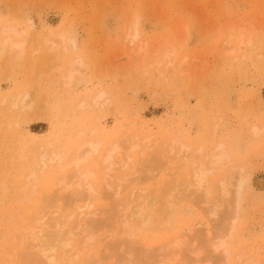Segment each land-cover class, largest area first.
Returning a JSON list of instances; mask_svg holds the SVG:
<instances>
[{
  "label": "rangeland",
  "instance_id": "rangeland-1",
  "mask_svg": "<svg viewBox=\"0 0 264 264\" xmlns=\"http://www.w3.org/2000/svg\"><path fill=\"white\" fill-rule=\"evenodd\" d=\"M1 23L13 26L16 32L22 31V37L26 39L20 58L14 60V50L0 52V247L3 246L0 248V258L3 262L8 257L6 252L10 253L12 247L10 237L16 231L11 228L13 221L28 219L36 210L41 214L55 211L59 217L70 214V208L61 209L65 207L62 201L58 202L59 209L58 204L52 208L44 207L45 195L63 196L62 189L55 181V171L51 176L45 179L41 177L37 181L28 182L24 178L33 144L36 147L35 143H44L51 136L69 141L80 139L83 136L76 134L78 131L86 129L89 134L92 127L98 125L105 127L103 131L110 135L111 141L119 138L126 144L130 136L141 137L142 148L129 152L128 169H116L117 173L114 172L115 175L126 176L127 180L121 182L120 193L111 200L105 199L104 195L112 189H106L103 174L99 173L95 186L100 188L99 196L102 198H94L92 208L99 212L96 210L98 214L92 218L104 221L106 227L94 234L95 239L88 243L91 255L85 247L86 253L83 249L78 251L77 260L70 263L65 260L66 264H86L85 260L87 264H112L116 259V264H139L142 258L140 264H148L150 261L145 260L149 259L150 253L159 255L157 259H161L162 263L181 264L179 258L182 252L185 258L195 257L191 249L195 244L196 250L197 241L190 242V245L181 243V249L180 245L175 246L177 251L171 256L174 246H164L165 241L170 238L168 242H172L171 237L180 232L187 233L188 229L202 227L205 221H211L213 228L217 226L216 231L211 230L213 233L229 223L237 224L236 234L233 231L236 235L233 238L237 242L232 246L227 262L220 255L216 259H210L211 256L195 264H230L229 261L235 264L240 260L242 264H264V0H0ZM136 27L138 35L130 41ZM59 33L64 34L62 39ZM42 39L49 40L45 44ZM40 43L43 44L41 47ZM165 49H168L169 57L165 56ZM78 58L82 64L74 62ZM166 59L173 60L172 64L169 61L166 64ZM61 71L62 74L72 73L70 86L62 83ZM101 91L108 93L106 99L109 98L103 106L92 109L77 107L78 99ZM21 99L28 101L25 103L28 107L24 108L30 111L19 109ZM12 102L16 103L15 107H9ZM249 125H255L259 132L263 130L262 133L258 132L257 136L250 133L252 131L247 130L250 129ZM172 137L180 140L175 145L178 149L174 147L170 150L168 143ZM162 142L165 143L164 150ZM180 142L189 145L190 149L180 152ZM215 142L224 144L226 150H230L231 164L228 162L221 171L212 170L209 176L207 174L210 189L207 188L209 193L205 198L201 190L196 192L194 186L186 187L185 181H181L190 178L194 164V168L198 169L207 160L205 158L216 149ZM198 147L200 152L196 155ZM150 149L153 153H150ZM176 149L178 154L174 155ZM169 150L174 154L171 155ZM123 151L124 147L120 146L116 154ZM163 151L169 154L165 155ZM198 155L200 157L196 158ZM18 165L20 172L16 170ZM241 166H244L243 169ZM237 168L239 171H236ZM70 172L67 169L59 176ZM237 172H241V175ZM110 176H114L112 172ZM213 177H216V181ZM225 177L227 193L218 189L219 184H224L218 181L221 180L219 178L223 180ZM107 181L116 182V179ZM21 182L26 183V194L31 189L32 194L35 193L31 194L28 202L21 200L24 193L18 191ZM32 182H35V188ZM232 183L235 186L240 184V189L237 186L238 192ZM172 186L176 187V191ZM177 186H180L179 191ZM148 191L158 197L167 198L171 192L175 197L182 196L178 203L182 204L180 210L185 208L182 214L184 219L172 223L178 226L168 230L169 234L166 232L164 243L152 240L146 244L148 246L142 248L145 255H138V259L141 256L138 260L136 251L132 257L129 245L134 239L131 240L126 234V238L122 237L124 229L120 217L116 218L118 213H114V216L112 213L120 207L119 204L130 199L132 192L139 194ZM193 192L200 201L192 196ZM65 196L73 198L74 191L67 192ZM195 198L197 201H194ZM77 200L82 202L79 198ZM77 200L73 203H77ZM19 207L21 210L22 207L27 209L20 211ZM234 209L236 211L232 213ZM228 211H232L230 214L236 217H231ZM118 230L122 233L118 234ZM78 238L72 237L73 242ZM120 238H124L122 242L125 248L128 246V250L124 249ZM73 242L69 248H76ZM136 243H133L132 249L140 247V243ZM184 246L190 253L183 250ZM87 253L90 256L87 257ZM124 254H129L130 259L122 258ZM202 254L199 257L206 255ZM251 257L253 260L249 259ZM185 258L182 257L181 261Z\"/></svg>",
  "mask_w": 264,
  "mask_h": 264
},
{
  "label": "bare ground",
  "instance_id": "bare-ground-1",
  "mask_svg": "<svg viewBox=\"0 0 264 264\" xmlns=\"http://www.w3.org/2000/svg\"><path fill=\"white\" fill-rule=\"evenodd\" d=\"M62 32H64V31H62ZM21 33H23V32L20 30H19V32L18 31L16 32V29L13 26L1 23L0 24V52L4 51V50H6V51L14 50L16 52V54L14 55V53H15L14 52L13 56H12L15 58L14 60H16L17 58H20L22 53H23V50L25 47V42H26V39H23V37H22L23 34H21ZM63 35H64L63 33H59V37L61 39L64 37ZM137 35H138V28L136 27V28H134V32L131 35L130 41L133 40ZM186 35H187V33H186ZM241 35H242V33H241ZM48 40L49 39H47V41ZM248 40H249V38H248ZM248 40H247V42H248ZM41 41H43V42H45V44H47L46 40L42 39ZM42 43H40L41 44L40 47L44 44V43L43 44ZM51 44H49V45H51V47L53 48V42H51ZM55 45L56 44L54 43V46ZM38 49H39V47H38ZM66 49L68 50V48H66ZM64 50H65V48H64ZM165 50H166L165 52L167 53L168 49H165ZM232 51H233V49H232ZM232 51H230V52H232ZM227 54H229V53H227ZM230 54H232V53H230ZM238 55H240V53ZM165 56L169 57L168 53L165 54ZM164 58H166V57H164ZM232 59L234 60V58H232ZM166 60H167L166 64H168L169 62L171 63V61H173V60L169 61L168 59H166ZM74 62L82 64V60H80V58H78ZM172 67L173 66H171V69H172ZM62 72L63 71L60 72V74H61L60 78H61L62 83H67L70 86V82L72 84L71 80L73 78L72 73L62 74ZM64 72H65V70H64ZM143 72L145 73L144 70H143ZM146 73H147V71H146ZM55 82H56V80H55ZM59 83L61 84V82H59ZM56 85H57V82H56ZM100 90H102V89H100ZM106 94L108 95V93L101 91V92H98L96 95H93L91 97L88 96V98L86 97L87 99L83 96L85 99H78L79 102L77 104V107L78 108L92 109V108L97 107L99 105L103 106V104L105 102L107 103V100H109V98L106 99V97H107ZM27 102L28 101L24 102V99H21L19 109L21 110V108H24L25 106H27V105H25V103H27ZM18 103H19V100H18ZM15 106H16L15 102H12L9 105V107H15ZM23 110H27V109L24 108ZM94 121L98 122L96 120V118H94ZM255 125H257V124H255ZM255 125L252 127H250L251 125H249L248 127H250L251 130L248 128H247V130H249V132L252 131L250 133H254V135L257 136L263 130L260 129L261 131L259 132L260 127L257 125L259 127L258 128ZM212 126H213V124H212ZM104 128L105 127H101V126L98 127V125H97L95 127H92V129L89 131V134H87L86 129H82V130L78 131V133H76V134L81 135L83 137H81L80 139H77V138L74 140L72 139V141L62 139V138L56 139L54 137L52 138V136H51L50 138H48V140L45 139L44 143L38 142L37 143L38 145L35 143L36 147L33 144V147L31 148V152L33 151V153L30 156V158L27 159L28 160L27 162L29 164H28V166H26L27 172L25 171L23 174V176H25L24 178H26V180L28 182L37 181L41 177H44V179H45L49 175L51 176V173L53 174L55 171V173L57 174L55 176V178L57 177L56 178L57 180H55V181L57 182V185L59 184V186H60L59 189L60 190L62 189L63 196H61V195L56 196L55 194H53L51 197V196L45 195L44 207L45 208H52L54 205L58 204L56 206H58V209H59V203L58 202L62 201V203H64L65 207L63 206V207H61V209L67 210L70 208V214H68L67 217H59L58 214L55 213V211H52L51 213H49L47 211V214H41L40 212H37V210L35 211V209H34L35 212L33 211L34 212L33 216L28 217V219L23 218V219H17L15 221H13L15 227L12 224L11 228H15L16 231L13 232V235L11 233L12 237H10L11 235L9 236L11 239V242L13 241L12 244H11V242H9L12 245V247L9 249L10 253L6 252V255L9 258L7 257L8 259L6 258V261H4V262L0 258L1 259L0 264H3L5 262H7L8 264H66L65 260H67L66 261L67 263L73 262V261L77 260L78 251L81 252V250L82 249L84 250L85 247H86L85 250L87 251L88 243H90L91 240L95 239L94 234H96L97 232H99L100 230H102L103 228L106 227L105 226L106 224L104 221H101L99 219L93 220V218H92L98 214L96 212L97 209L94 210L92 208V206L94 204L93 201L96 200L94 198L98 197L97 199H99V197H101V196H99L100 188H98L99 190L97 189V186H95V181L98 179L99 173L101 172L103 174V179L105 180L106 189H107V187L109 189H112V191L108 192L106 195H104V193H103V195L105 196V199L111 200L112 197H115L116 195H118V193H120L119 188H121V186H122L121 182L127 180V177L124 175H117V174L115 175L114 172L116 171V173H117L116 169H120L122 171L128 169V162H129V159L131 157V154L129 152L134 151L136 148L141 149L142 147L140 145L141 137L139 139L137 135L136 136H130L129 139H126V144H124V141L120 140L119 138L115 139L114 141H111L112 139H110V135L108 133L107 134L104 133V131H103ZM32 134H36V133H32ZM133 135H135V133ZM43 136H45V135H43ZM42 140L43 139H41L40 141H42ZM169 140H170L169 143H168V141H167V143H168V146L170 147V150H172L174 147H176V148L178 147V146H175L178 143V140H179L178 138L172 137ZM45 141H47V142H45ZM216 142L219 143V141H216ZM218 143L215 144L216 146L214 147V149L215 148L216 149L213 152H212L213 149L211 150V148H210L212 153L209 151L211 153L210 156L205 158V159H207L206 160L207 164H206V161L204 163L202 162L201 166L199 168L197 167L198 169L194 168L196 166V164H194V166L192 167L193 169H191L192 171L191 172L189 171L191 173L190 178H185V180H183L181 178L182 181L180 179L181 182L185 181L186 187H191V188L195 187L196 192H197V190H201V192L203 193L202 196H204V197L209 193L208 192L209 190L207 189V188H209V185L207 183V174L209 176V174H211L210 171H212V170L214 171V170L219 169L221 171L222 167H224V165L226 163H228V162L230 163V154H229L230 150L229 151L226 150L224 144H222V143L218 144ZM224 143H225V141H224ZM164 144H163V142L161 144V146L163 145V148H162L163 150L165 149ZM225 144H227V143H225ZM30 145H32V144H30ZM120 146L124 147V151H123L124 154L120 153L118 155V154H116V152H117V150H119ZM161 146H157V147L160 148ZM188 147H190V146L187 144L181 143V145L179 146V148H180L179 151L182 153L186 150L188 151L190 149V148L188 149ZM191 148H194V147H191ZM27 149H29V148H27ZM162 149H161V151H162ZM177 149L175 150V152H177ZM198 149L199 150L197 151L196 155L198 154V152H200L199 147H198ZM151 150L152 149H150V153H153V152H151ZM156 151H158V150H156ZM163 152H165V155H166V153L169 154V152H167V151H163ZM168 154H167V156H168ZM173 154L174 153L171 152V155H173ZM176 154H178V152L175 153L174 155H176ZM199 155H200V153H199ZM199 155L196 158L200 157ZM205 155H208V154L205 153ZM178 156H180V155H178ZM195 156H194V159H195ZM202 157H203V155H202ZM232 159L233 158H231V160ZM198 161H199V159H198ZM234 162H235V160H234ZM232 163H233V160H232ZM204 164H206V165H204ZM233 166H235V164ZM238 166L239 165H236V167H238ZM241 167H242L241 169H243L244 166H241ZM17 168L18 169H16V170H19V172H20V165H18ZM67 169H70L71 172L66 173L65 175H62L60 177L59 176L60 173L64 172ZM120 170H119V173H120ZM236 171H239L238 168ZM111 172L114 175L113 177L110 176ZM208 172H210V173H208ZM241 172H237V174H240ZM173 174H175V173H173ZM242 174H243V172H242ZM240 175H239V177H240ZM172 177H174V176H172ZM184 177H185V174H184L183 178ZM237 177H238V175H237ZM112 178L116 179V182L107 181V179H112ZM209 178H208V180H209ZM178 179H179V177H178ZM219 179H221V180H218V181L222 183V181L223 182L225 181L226 177L223 180H222V178H219ZM239 179H241V178H239ZM242 179H243V177H242ZM174 180H177V179H173V181ZM180 181L178 180L179 183H180ZM215 181H216V179H215ZM212 182H214V181H212ZM225 182H224V184H222V186H220V184H219L220 188L218 187V189H219V191L222 190L223 192L227 193L225 191V188H226L225 186H227ZM26 183L23 184L21 182L20 183L21 186L19 185V188H18L19 189L18 191L20 193L24 192L21 196V198H22L21 200H23V202L24 201L28 202L31 199V194L33 193V191H32L33 189H31V190H29V193L26 194V192H25L26 191L25 190ZM34 183L32 182L33 187L35 186ZM175 185H177V182ZM175 185H173V186H175ZM232 185H234V184L232 183ZM32 186H31V188H33ZM192 186H194V187H192ZM234 186H232V187H234ZM237 186L240 189V184H237ZM237 186H235V190H236ZM177 187H178L177 191H179L180 186H177ZM230 187H231V185H230ZM238 187H237V192L239 191ZM6 188H5V190H6ZM175 188L176 187H173V189H175ZM181 189L182 188H180V190ZM184 189H185V187H184ZM228 189H230V188H228ZM5 190H3L2 193H4ZM56 190L58 191V188ZM56 190H55V192H56ZM72 190L74 191V197L71 198V196H70V199H68L67 196H65V194H67V192L68 193L71 192ZM172 191L175 192L176 189H175V191L174 190H172ZM181 191H186V190L182 189ZM34 192H35V190H34ZM173 192H171V195L168 193L169 196L167 195L168 196L167 198H166V196H161V195H160L161 197H158L159 195L154 194L152 191H148L145 193H139V194L132 192L130 199L129 198L126 199V201H124L125 203L122 202L121 204H119L120 207L118 209H116L115 211H113L112 215L114 213H116V214L118 213L117 214L118 216L116 215L117 216L116 218L120 217L119 220L122 224V229H124L122 231L123 236L122 235L121 236L126 238V235H127L128 237L132 238L131 240L134 239L131 242L132 244H129L130 243L129 241H126V240H124V241L128 242V244L130 245V249L132 250V251L131 250L130 251L132 253L134 251H136L135 252V253H137L136 257L138 255H145L142 251V248L145 246H148L146 244L150 243V241L160 240L164 243L163 240H165V239H163V238L166 235V232H168L167 234H169L168 230H170L174 227H175L174 229H176V227L178 226V225L174 226L172 223L175 221L181 220V218L184 219L182 217V214L184 213L185 208L180 210V206L182 204L178 203L182 200L181 199L182 196L180 198H179V196L175 197L174 195H172ZM194 192L191 193V194H193L192 196H196V193H194ZM177 193H178L177 195H179V192H177ZM182 193H184V192H182ZM186 193L187 192H185V194ZM34 194H32V195H34ZM174 194H176V193H174ZM186 195H188V194H186ZM224 195H226V194H224ZM192 196H191V199H194V197L192 198ZM233 196H235V194H233ZM78 198L81 199L82 202H79L77 200ZM184 198H186V196ZM196 198H197V196H196ZM235 198H237V197H234V199ZM3 199H4V196H3ZM73 199L77 200L78 202L73 203V201H75ZM197 199L199 200V198H197ZM197 199L194 201H197ZM239 201H240V198H239ZM79 203H81V204H79ZM212 207H214V206H212ZM22 208L24 209L25 207H22ZM18 209H20V207ZM23 209L22 210L20 209V211H23ZM26 209L27 208H25L24 210H26ZM97 211L99 212V210H97ZM235 211L236 210L234 209V212H232V211H230V212L235 213ZM230 212H229V214H230ZM232 215L233 214H230L231 217H232ZM90 217L92 218L93 221L91 220ZM223 217H224V215H223ZM234 217H236V216L233 215V218ZM225 219H226V217H225ZM225 221H228V220H225ZM221 222H220V224H221ZM228 222H226V223H228ZM235 222H237V221H235ZM216 223L217 222H214V224H216ZM232 223L225 225L223 228L220 227L221 230H219L216 233L215 232L213 233L211 231L212 229H214L213 231L217 230V229L215 230V227L217 228V226L214 225L215 227L213 228L211 221L210 222L205 221V223L202 225V227H200V226L197 228L191 227L194 229H188L190 227L189 226L187 228L188 229L187 233L184 232L185 233L184 234V233L180 232L177 236L171 237V238H173L172 242H168V240H170V238L167 239V241H165L167 243H165L164 246L167 245V247L169 246V248L171 246H174L171 249V250H173V249L174 250L172 251V253L170 252V256H171V254H174L177 251L175 249V246L177 248L180 245L179 249H181L182 248L181 243H183V244L186 243V244L190 245V242L194 241V243H195L197 241L196 246H197V243H198V246L196 247V250L194 248V246H195L194 243H192V244H194V246L192 245L193 248L191 249V250H193L192 253H194L195 257L185 258L184 256H182V255H184V252H182L183 254H181V258L183 257L185 259H182V261H181V258H179V261L182 262L181 264H195V263H198L200 260H204L206 258L208 259V257H211V256L212 257L210 259H212V258L216 259L220 255L222 257V258L220 257L222 260H224L223 258H225V260L227 258L229 259V256L231 255V248L237 242L236 239L233 238L234 236H236L235 235L236 234L235 229H236L237 224L234 225V223L233 224ZM217 225H219V223ZM125 226H127L126 229H125ZM17 228H18V231H17ZM122 229H120V230H122ZM120 230H118L119 232L117 231L118 234L122 233V232H120ZM184 230H186V229H184ZM233 231H235V234ZM211 232H212V234H211ZM5 234H7V233H5ZM2 235L4 236V233ZM74 236L79 237L78 240H76V242H73L74 239L72 240V237H74ZM4 237L1 236L2 239H4ZM183 237H186V239L184 240ZM117 238H119V235ZM123 239L121 240V238H120L119 241H121V243H123L122 245L124 246L125 244H124V242H122ZM3 241H2V243H3ZM14 241H17V242L14 243ZM77 241H79L80 243H78ZM117 241L118 240H116V242ZM72 242L76 244V248H74V246L72 248H69V246L72 244ZM134 242L135 243L139 242L140 247L132 249L131 247H132V245H134L133 244ZM13 243H14V245H13ZM142 243L145 245H141ZM4 244H6V243H4ZM186 244H185V246H186ZM111 245L114 246V243H112ZM137 245L138 244L136 243V246ZM185 246L183 247L184 248L183 250L186 249ZM1 247H3V246H1ZM127 247L128 246H126V248ZM126 248L124 246V249H126ZM146 248H148V247H146ZM189 248H191V247H189ZM258 248H260V247H258ZM126 250H128V249H126ZM5 251H7V250H4V252ZM86 251H85V253H86ZM140 251H142L143 254H141ZM188 251H189V249H188ZM188 251L186 249L185 252L190 253V251L189 252ZM126 252H124V253H126ZM146 252H147V250H146ZM13 253H15L14 255L17 258L13 255ZM88 253H89V249H88ZM88 253L86 255L87 257L91 255L90 253H89L90 255ZM127 253H130V252H127ZM149 253H148V255H149ZM186 253H185V256H187ZM200 253L201 254L204 253L206 255H204V257H203L202 256L203 254H202L201 255L203 257L202 258L201 256L199 257ZM213 253H215V254L218 253L219 255L218 254L215 255ZM241 253L242 252L240 251V254ZM126 254H124L125 256H121V257L122 258L127 257V258H125L126 260L128 258L130 259V257H128L130 255L128 254V256H127ZM234 254H235V252H233V255H232L233 257H234ZM134 255L135 254L133 253L132 257ZM156 255L157 254L150 253L149 259H151V260H149V259L145 260L146 258H144L145 262L150 261V262H148V264H155V263H159V264H166L167 263L168 264L169 263L166 261H164L166 263H162L161 259H157V257L159 255H157V256ZM170 256L168 258H170ZM172 256H174V255H172ZM235 257H236V255H235ZM252 257L249 259H252ZM100 258H102V257H100ZM140 258H141V256L139 257V259L137 257L138 260H140ZM168 258H167V261H168ZM237 258L239 259L238 256H237ZM237 258H236V260H237ZM125 259H123V260H125ZM123 260H120V261H123ZM142 260H143V258H142ZM142 260H140V261L142 262ZM219 260L220 259H218V261ZM255 260L256 259H254V262H255ZM260 260L262 261V259H260ZM115 261H117V259ZM115 261H114V263H112V262L111 263L116 264ZM160 261H161V263H160ZM169 261H171V260H169ZM177 261H178V258H177ZM245 261H247V260H245ZM258 261H259V258H258ZM133 262H138V261H133ZM141 262H139V264ZM226 262H227V260H226ZM226 262H224V263L226 264ZM229 262L231 264L232 261H229ZM85 263L87 264V260H85ZM261 263L262 262H260V264ZM118 264H120V263H118ZM128 264H131V262H129ZM133 264H136V263H133ZM178 264H180V263H178ZM235 264H242V262L240 260L237 263L235 262Z\"/></svg>",
  "mask_w": 264,
  "mask_h": 264
}]
</instances>
